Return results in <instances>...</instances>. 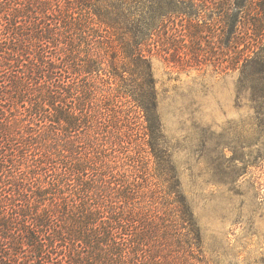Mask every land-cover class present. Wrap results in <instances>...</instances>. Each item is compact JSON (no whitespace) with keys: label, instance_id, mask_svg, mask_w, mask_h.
I'll return each instance as SVG.
<instances>
[{"label":"trees","instance_id":"obj_1","mask_svg":"<svg viewBox=\"0 0 264 264\" xmlns=\"http://www.w3.org/2000/svg\"><path fill=\"white\" fill-rule=\"evenodd\" d=\"M207 1L0 0V264L204 262L163 145L152 57L237 71L238 99L250 96L264 135V0ZM202 5L218 8L223 59L204 46ZM138 117L164 183L121 140Z\"/></svg>","mask_w":264,"mask_h":264},{"label":"rangeland","instance_id":"obj_2","mask_svg":"<svg viewBox=\"0 0 264 264\" xmlns=\"http://www.w3.org/2000/svg\"><path fill=\"white\" fill-rule=\"evenodd\" d=\"M214 6L197 10L211 41L204 40L206 50L223 59L227 52L214 34ZM183 23L179 17L170 22L180 47L186 45L180 34ZM134 62L128 68L137 77L141 68ZM151 64L163 145L172 153L180 187L202 233L204 262L199 264H264V135L255 130L250 96L245 93L238 99V72L215 65L214 59L179 68L158 55ZM134 120L133 130L121 140L128 141L127 152L146 175L164 183L154 178L157 163L144 135V117Z\"/></svg>","mask_w":264,"mask_h":264}]
</instances>
